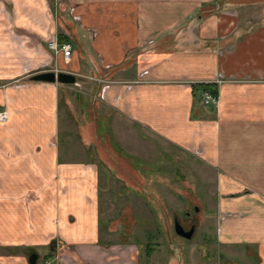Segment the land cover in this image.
<instances>
[{"label": "crops", "instance_id": "crops-1", "mask_svg": "<svg viewBox=\"0 0 264 264\" xmlns=\"http://www.w3.org/2000/svg\"><path fill=\"white\" fill-rule=\"evenodd\" d=\"M260 2L0 0V264L135 262L101 238V178L161 177L182 158L213 169L217 241L264 264V15L247 11ZM57 34L67 60L47 45ZM43 70L76 77L29 80Z\"/></svg>", "mask_w": 264, "mask_h": 264}, {"label": "rangeland", "instance_id": "rangeland-1", "mask_svg": "<svg viewBox=\"0 0 264 264\" xmlns=\"http://www.w3.org/2000/svg\"><path fill=\"white\" fill-rule=\"evenodd\" d=\"M261 1L247 10L250 16L264 15V0ZM4 8L5 19L13 18L11 8L7 4ZM66 10L69 14L72 11L71 8ZM55 17L59 18V15L55 14ZM66 89L62 97L68 94L70 100H75V91L71 87ZM91 95L87 98L94 100ZM74 108L73 111L79 112L76 105ZM66 125L62 129L70 133L65 139L72 141V146L79 151L75 141L78 139L77 129L71 128V120ZM91 148L94 149V145L87 150ZM80 154L86 159L84 148ZM177 162L179 165L167 164L168 168L161 169V177L155 176L152 170L142 175L125 169V174H122L119 169L123 177L129 178L127 184L124 180L112 179L111 182L110 177L103 176L100 216L105 228L101 238L131 250L135 260L131 264H255L252 246L244 248L217 241L222 219L217 216L213 169L204 162L188 158ZM102 170L107 175L111 171L106 167ZM173 219L184 230L193 226L190 238L174 232Z\"/></svg>", "mask_w": 264, "mask_h": 264}, {"label": "water", "instance_id": "water-1", "mask_svg": "<svg viewBox=\"0 0 264 264\" xmlns=\"http://www.w3.org/2000/svg\"><path fill=\"white\" fill-rule=\"evenodd\" d=\"M74 74L65 71H54V70H43L32 73L29 76V80L32 81H41V82H57L60 84H71L74 82ZM173 230L174 232L184 238H190L193 233V226L189 227L187 230H184L182 226L177 222L176 219H173ZM33 260L29 258V260Z\"/></svg>", "mask_w": 264, "mask_h": 264}, {"label": "built area", "instance_id": "built-area-1", "mask_svg": "<svg viewBox=\"0 0 264 264\" xmlns=\"http://www.w3.org/2000/svg\"><path fill=\"white\" fill-rule=\"evenodd\" d=\"M75 20V17H73ZM47 45L50 49H60L62 56L65 60L68 59L71 51V47L68 41L57 43L54 38L48 40ZM202 102L205 105H215L216 104V96L212 95L208 92H203L201 96ZM7 119V113L5 110L0 108V122H3ZM48 264V263H47Z\"/></svg>", "mask_w": 264, "mask_h": 264}, {"label": "trees", "instance_id": "trees-1", "mask_svg": "<svg viewBox=\"0 0 264 264\" xmlns=\"http://www.w3.org/2000/svg\"><path fill=\"white\" fill-rule=\"evenodd\" d=\"M56 40L58 43H62V42L68 41L69 39L66 35L57 34ZM201 88L203 89L207 88L212 95H216L215 89L213 88L212 84H208L207 86L206 85L201 86Z\"/></svg>", "mask_w": 264, "mask_h": 264}, {"label": "flooded vegetation", "instance_id": "flooded-vegetation-1", "mask_svg": "<svg viewBox=\"0 0 264 264\" xmlns=\"http://www.w3.org/2000/svg\"><path fill=\"white\" fill-rule=\"evenodd\" d=\"M191 226H192V225H190L189 227H191ZM189 227H188V228H189Z\"/></svg>", "mask_w": 264, "mask_h": 264}]
</instances>
